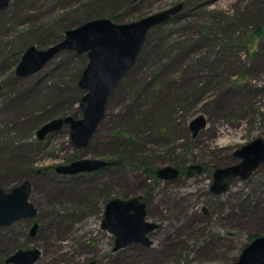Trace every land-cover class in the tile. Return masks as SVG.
Masks as SVG:
<instances>
[{
	"label": "rangeland",
	"instance_id": "obj_1",
	"mask_svg": "<svg viewBox=\"0 0 264 264\" xmlns=\"http://www.w3.org/2000/svg\"><path fill=\"white\" fill-rule=\"evenodd\" d=\"M178 5L150 30L87 147H75L67 125L38 139L50 120L83 117L79 81L89 58L64 51L22 78L16 68L29 47L48 49L92 20L136 22ZM198 116L207 127L194 138ZM260 138L264 0H12L0 11V186L30 181L38 212L0 227V264L31 249L40 251L35 264H234L264 236V167L221 196L211 192L214 171L238 163L235 151ZM86 158L110 166L56 172ZM192 164L204 166L203 175L185 176ZM167 166L182 175L160 180L155 172ZM140 196L147 219L159 224L154 244L114 252L115 237L102 229L105 207Z\"/></svg>",
	"mask_w": 264,
	"mask_h": 264
},
{
	"label": "water",
	"instance_id": "obj_2",
	"mask_svg": "<svg viewBox=\"0 0 264 264\" xmlns=\"http://www.w3.org/2000/svg\"><path fill=\"white\" fill-rule=\"evenodd\" d=\"M10 2L11 0H0V11L7 9ZM182 7L178 5L130 23L118 24L105 18L92 20L68 30L63 41L48 49L29 47L16 68L17 76L22 78L40 72L54 57L64 51L87 53L89 58L79 81V88L85 91L80 101L83 117L76 119L67 116L50 120L38 129V139L43 140L48 134L58 132L67 125L75 147H87L105 118L112 91L135 65L149 31L169 20ZM206 127L207 120L204 116L193 119L190 124L193 137H197ZM235 157L240 160L238 163L214 171L211 186L214 195L226 193L237 178L241 181L249 179L264 164V140L256 139L242 146L235 152ZM107 166H110V163L86 158L69 165L57 166L56 172L64 176H74L96 172ZM203 172V166L192 164L188 166L186 176L196 178ZM155 174L160 180L171 181L180 176V170L167 166L156 170ZM31 195L30 181H25L10 190L0 186V227H9L22 219H33L37 216V209L30 201ZM142 199L141 196L128 200L116 198L107 203L102 229L115 236L114 252L126 249L132 244L144 247H151L154 244L149 236L159 228V224L147 219V205ZM203 210L207 213L205 208ZM38 229L39 224L34 223L30 234L35 236ZM39 257L38 249L19 250L7 259V263L35 264ZM234 264H264V236L256 237L249 243Z\"/></svg>",
	"mask_w": 264,
	"mask_h": 264
},
{
	"label": "flooded vegetation",
	"instance_id": "obj_3",
	"mask_svg": "<svg viewBox=\"0 0 264 264\" xmlns=\"http://www.w3.org/2000/svg\"><path fill=\"white\" fill-rule=\"evenodd\" d=\"M203 167H204V166H203ZM260 167H264V164H262ZM260 167H259V168H260ZM204 170H205V167H204ZM257 170H258V169H257ZM247 180H248V179H247ZM245 181H246V180H245ZM224 194H225V193H224ZM215 196H216V195H215Z\"/></svg>",
	"mask_w": 264,
	"mask_h": 264
},
{
	"label": "bare ground",
	"instance_id": "obj_4",
	"mask_svg": "<svg viewBox=\"0 0 264 264\" xmlns=\"http://www.w3.org/2000/svg\"><path fill=\"white\" fill-rule=\"evenodd\" d=\"M203 175V174H202ZM106 231V230H105ZM156 232V231H155ZM155 232H153V233H155Z\"/></svg>",
	"mask_w": 264,
	"mask_h": 264
},
{
	"label": "trees",
	"instance_id": "obj_5",
	"mask_svg": "<svg viewBox=\"0 0 264 264\" xmlns=\"http://www.w3.org/2000/svg\"><path fill=\"white\" fill-rule=\"evenodd\" d=\"M182 170H184V169H182ZM250 239H252V238H250ZM233 264V263H232Z\"/></svg>",
	"mask_w": 264,
	"mask_h": 264
}]
</instances>
